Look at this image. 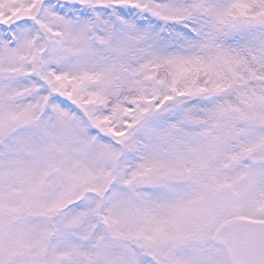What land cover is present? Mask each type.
<instances>
[{"label": "snow or ice", "instance_id": "obj_1", "mask_svg": "<svg viewBox=\"0 0 264 264\" xmlns=\"http://www.w3.org/2000/svg\"><path fill=\"white\" fill-rule=\"evenodd\" d=\"M0 264H264V0H0Z\"/></svg>", "mask_w": 264, "mask_h": 264}]
</instances>
